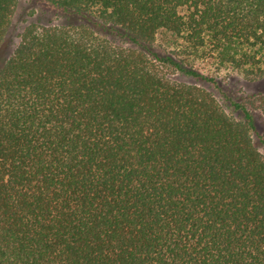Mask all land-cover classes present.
<instances>
[{
    "label": "trees",
    "instance_id": "16d2710c",
    "mask_svg": "<svg viewBox=\"0 0 264 264\" xmlns=\"http://www.w3.org/2000/svg\"><path fill=\"white\" fill-rule=\"evenodd\" d=\"M46 1L78 20L0 65V264H264V95L180 78L264 79V0Z\"/></svg>",
    "mask_w": 264,
    "mask_h": 264
},
{
    "label": "rangeland",
    "instance_id": "374dc122",
    "mask_svg": "<svg viewBox=\"0 0 264 264\" xmlns=\"http://www.w3.org/2000/svg\"><path fill=\"white\" fill-rule=\"evenodd\" d=\"M78 17L66 14L60 8L46 0H19L18 7L12 18L9 30L0 42V65L11 54L20 40V33L30 22L37 21L42 24L53 25L66 22H75ZM163 37L159 35L158 42ZM199 69L209 75H214L219 81V87L212 82L197 80L194 77L181 76L180 78L202 84L208 89L214 91L217 96L222 97L221 92L238 101H250L253 95H264V79L259 81H247L243 79L236 71L230 68L218 69L210 60L199 61ZM255 123L261 137L264 138V113L260 110H253ZM258 140L259 137H256ZM264 151V147L260 146Z\"/></svg>",
    "mask_w": 264,
    "mask_h": 264
}]
</instances>
